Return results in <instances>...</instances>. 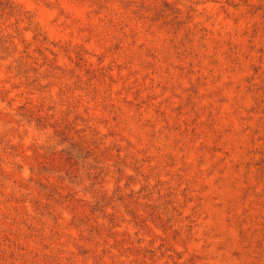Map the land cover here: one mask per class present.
<instances>
[{
    "label": "rangeland",
    "instance_id": "1",
    "mask_svg": "<svg viewBox=\"0 0 264 264\" xmlns=\"http://www.w3.org/2000/svg\"><path fill=\"white\" fill-rule=\"evenodd\" d=\"M0 264H264V0H0Z\"/></svg>",
    "mask_w": 264,
    "mask_h": 264
}]
</instances>
